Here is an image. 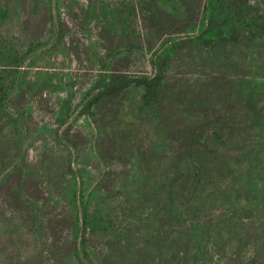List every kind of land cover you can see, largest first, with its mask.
<instances>
[{
  "label": "rangeland",
  "instance_id": "rangeland-1",
  "mask_svg": "<svg viewBox=\"0 0 264 264\" xmlns=\"http://www.w3.org/2000/svg\"><path fill=\"white\" fill-rule=\"evenodd\" d=\"M144 2L77 0L69 8L68 0H0V75L9 82L6 108H0V264H75L68 262L64 253L54 257L53 248V244L62 248L63 242L73 238L69 237L73 224L69 188L75 178L79 189L88 191L97 181L101 182V194L107 196L101 209L105 216H111L112 227L110 232L105 230L93 237L92 242H98L100 249L105 246L106 253L115 247L114 242H132L110 258L98 252L91 264H148L146 242H155L156 248L162 245L160 252L172 251L169 259L177 254L171 245L177 242H210L211 246L213 242H222L221 250L214 253V263L224 264L234 261V252L238 250L234 242L245 240L263 244L256 264H264V227L255 229L257 216L250 215L249 208L245 211L249 218L245 221L249 229V234L244 232L247 237L240 238V226L235 228L240 204L249 202L247 193H240V161L255 157V152L250 151L256 145L254 140L259 138L254 132L257 129L250 125V116L249 123L242 122L241 128L240 123L237 125V132L247 133V142L241 144L239 134L220 148L228 163V168L220 166L221 170H228L233 181L239 178L238 183L221 182L212 189L214 199L208 201L212 209L207 214L192 211L182 219H167L160 206L166 197L160 193L157 199L148 200L149 209H137L144 193L137 178V166L133 165L135 148L147 145L155 134L154 129L128 110L129 107L120 114V109L108 100L96 115L103 127V135L97 137L96 121L84 110V97L100 84V59L112 46L123 43L129 29L136 32V39H144L141 42L147 48L157 47L155 39H151L156 33L153 20L149 19L152 12L143 6ZM174 2L178 0H173L170 6ZM247 2L255 6L258 14H264V0ZM90 4L99 16L86 22L83 11ZM128 53L127 60L117 63L118 69L126 66L132 74L153 72L150 59L138 49ZM10 64L14 65L13 69ZM208 72L195 69L191 74L205 80L212 98H216L214 92L220 93L222 89L214 80L220 75L214 69L210 76ZM245 98L244 93L242 99ZM71 142L79 147L81 156L72 151L75 148ZM93 145L104 152V158L98 153L89 156ZM180 148L185 151V146ZM257 153L260 163L264 162V149ZM171 157L169 152L167 155L155 152L145 158L141 167L147 171L159 169L158 174L162 175L171 174L180 184L177 194L182 197L192 192V188L186 183L189 181L186 171L178 165L175 169ZM257 162L253 161V165ZM20 163L23 174L14 169ZM85 167L91 172L82 179ZM232 168L235 170L231 172ZM154 201L160 204L155 206ZM201 206L205 208V204ZM37 216L43 225L39 228ZM196 225L202 228L213 225L214 230L204 231L197 238L191 233ZM107 242H112V246ZM129 248L132 251L128 256ZM219 257L222 263H217ZM192 264H196L194 260Z\"/></svg>",
  "mask_w": 264,
  "mask_h": 264
},
{
  "label": "trees",
  "instance_id": "trees-1",
  "mask_svg": "<svg viewBox=\"0 0 264 264\" xmlns=\"http://www.w3.org/2000/svg\"><path fill=\"white\" fill-rule=\"evenodd\" d=\"M68 1V7L72 8V3L77 0ZM168 1L173 2L145 0L143 3L152 12H148L149 19L153 20L156 33L151 39H155L157 47L147 48L141 42L144 39H136V32L129 29L123 43L112 46L100 59V84L84 97L83 107L96 121L97 137L103 135V127L96 115L108 100L114 102L113 107L119 108L120 114L121 110L125 111L129 107L128 110L154 129L155 134L149 143L135 148L136 160L133 165L137 166V178L142 183L144 193L139 198L137 209H149L148 200L157 199L160 193L169 202L166 199L161 204L154 201L155 206L160 204L161 213L167 219H182L192 211L207 214L212 209L208 202L214 199L212 189H216L221 182L238 183L239 178H233L236 179L233 181L230 179L233 175L228 170H221L220 166L228 168V163L220 154V148L234 141L239 134L240 143L247 142V133L242 130L237 132V125L240 123L241 128L242 122L249 123L247 118L250 116L253 122L250 121V125L257 129L254 132L259 138L254 140L256 145L250 151L255 152V157L251 156L246 161L240 159V172L237 171L240 173V193H247L250 202L240 204L239 222H236L235 227L240 226V238L243 239L249 230L245 222L249 219L245 213L247 208L250 215L257 216L258 225L254 226H257L255 229L264 227V162L260 163L257 153L264 149V14H258L254 10L255 6L249 5L247 0H178L172 6L171 2L167 4ZM141 8L142 5L139 6ZM102 15H106L104 10ZM98 16L93 4L83 11L86 22ZM131 49H138L150 59L153 72L132 74L126 66L122 70L117 68L120 60H127ZM10 66L14 68V65ZM195 69L208 70L207 76L212 74L211 69L219 73V78L214 82H219L222 91L214 92L216 98H212L210 86L205 80L191 74ZM8 89L9 82L0 75V108H6ZM244 93L245 100L242 99ZM71 144L75 148L72 151H77L81 156L79 147L74 142ZM180 146H185V151ZM155 152L159 155L170 153L171 165L175 169L178 165L188 174L189 181L186 183L192 192L178 197L180 184L175 177L158 174L159 169L156 168L148 171L142 169L141 163ZM88 153L90 157L98 153L104 158V152L97 145H93ZM253 161H258V164L253 165ZM15 168L21 174L25 172L21 163ZM234 170L232 168L230 171ZM90 172L85 167L82 179L89 176ZM175 173L178 172L175 170ZM214 185L215 188H212ZM69 193L73 204V224L69 237L73 238L63 242L62 248L53 244L54 257L64 253L68 262L91 264L92 258L98 257V252L110 258L123 247L131 245L132 242L119 241L114 242V247L110 244L112 242H107L112 247L106 253L105 246L101 245L100 249L98 242H92L93 237L105 230L110 232L112 227L109 221L111 216H105L101 209L104 198H107L106 194H101V182L97 181L88 191L79 189L75 178L70 184ZM202 204H205V208H202ZM40 218H36L38 228L42 225ZM212 230L213 225L203 228L196 225L191 228V233L199 238L204 231L209 233ZM118 232L119 237L124 239ZM247 241L234 242L233 245L237 243L238 248L234 252V261L232 259L224 264H245L249 258L251 260L247 264H256L262 243ZM171 245L175 246L177 254L175 258L169 259L172 251L169 250V254L160 252L162 245L156 248L155 242H146L148 264H192L193 260L196 264H215L214 253L219 251L220 246L223 247L222 242H213L212 246L210 242H177ZM181 245L186 250L184 254ZM136 250L141 252L140 249ZM128 251L129 256L132 250L129 248ZM219 259H216L217 263H222ZM221 259L224 261V258Z\"/></svg>",
  "mask_w": 264,
  "mask_h": 264
}]
</instances>
